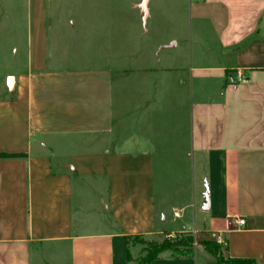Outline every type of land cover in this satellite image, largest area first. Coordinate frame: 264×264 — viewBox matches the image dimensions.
I'll return each mask as SVG.
<instances>
[{
  "label": "crops",
  "instance_id": "1",
  "mask_svg": "<svg viewBox=\"0 0 264 264\" xmlns=\"http://www.w3.org/2000/svg\"><path fill=\"white\" fill-rule=\"evenodd\" d=\"M187 12L33 14L6 80L0 53V264H136L125 236L180 232L193 254L150 264H216L217 235L264 264V0Z\"/></svg>",
  "mask_w": 264,
  "mask_h": 264
},
{
  "label": "rangeland",
  "instance_id": "2",
  "mask_svg": "<svg viewBox=\"0 0 264 264\" xmlns=\"http://www.w3.org/2000/svg\"><path fill=\"white\" fill-rule=\"evenodd\" d=\"M188 0H0V53L6 72L5 80L11 76L13 39L26 42L27 28L33 26V14H64L76 19L78 14H188ZM150 11V13H148ZM19 30V34L16 33ZM171 235V236H170ZM161 235L154 238L130 237L127 245H135L136 264L142 262L151 243H161L187 238V232Z\"/></svg>",
  "mask_w": 264,
  "mask_h": 264
},
{
  "label": "trees",
  "instance_id": "3",
  "mask_svg": "<svg viewBox=\"0 0 264 264\" xmlns=\"http://www.w3.org/2000/svg\"><path fill=\"white\" fill-rule=\"evenodd\" d=\"M130 237L125 236V241L127 242ZM132 237L138 238L141 236L135 235ZM200 244L215 257L216 264H260L255 258L251 257H224L221 251V244L216 241L205 240L200 241ZM194 245L195 240L191 234H188L187 238H179L176 242L167 239H164L161 243L154 242L151 243V247L142 259V262H138L137 264H150L153 259L157 258L164 251H169L174 256L189 257L193 254Z\"/></svg>",
  "mask_w": 264,
  "mask_h": 264
},
{
  "label": "built area",
  "instance_id": "4",
  "mask_svg": "<svg viewBox=\"0 0 264 264\" xmlns=\"http://www.w3.org/2000/svg\"><path fill=\"white\" fill-rule=\"evenodd\" d=\"M244 79H245L244 72L238 70L235 77H231V76L229 77V82L237 83V82H240ZM235 223L238 225H242L244 223V219H242V218L236 219ZM216 242H218L220 244H222V242H223L222 238L219 235L216 236Z\"/></svg>",
  "mask_w": 264,
  "mask_h": 264
}]
</instances>
